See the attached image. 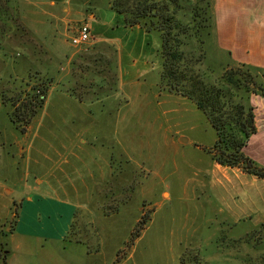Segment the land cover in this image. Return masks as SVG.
<instances>
[{"label":"rangeland","instance_id":"1","mask_svg":"<svg viewBox=\"0 0 264 264\" xmlns=\"http://www.w3.org/2000/svg\"><path fill=\"white\" fill-rule=\"evenodd\" d=\"M70 23L61 58L74 56L69 64L54 62L0 0V225L6 223L0 229L8 233L14 220L17 232L45 234L42 223H50L51 234L55 226L63 230L55 253L43 239L22 248L38 264L49 258L54 264H264V180L215 172L207 152L215 133L204 114L160 88L159 34L114 27L113 37L102 36L117 51L115 91L109 94L101 74L88 70L95 87H74L79 100L65 91L73 87L70 73H77L73 61L93 44L73 47L69 37L81 23ZM125 38L138 48H119ZM207 44L213 51V41ZM211 51L206 61L219 70L227 58ZM36 70L52 81L21 134L1 95L12 97ZM253 150L264 157L263 126L248 145ZM41 181V194L67 203L33 210L26 200Z\"/></svg>","mask_w":264,"mask_h":264},{"label":"trees","instance_id":"2","mask_svg":"<svg viewBox=\"0 0 264 264\" xmlns=\"http://www.w3.org/2000/svg\"><path fill=\"white\" fill-rule=\"evenodd\" d=\"M108 5L122 16L125 27H138L146 33L159 34L160 88L190 100L204 114L215 133V141L207 150L213 162L222 167L238 168L264 180V167L244 154L256 132L250 96L264 98V69L236 63L217 47L214 0H108ZM24 31L30 34L28 30ZM209 39L213 41V51H210L227 58V63L219 70L206 61L210 57L206 45ZM116 53L113 45L102 42L93 44L88 53L78 55L73 61L77 73H70L73 87L66 92L83 100V95L75 88L95 87L93 79L86 78L88 70H97L108 86L107 92H114ZM104 72L107 78L103 76ZM26 78V81H19L12 97L1 95L2 101L9 103L10 121L21 134L27 131L45 104L52 81L42 76L39 70L28 72ZM13 216L17 214L14 212ZM146 220L147 215H143L138 221L141 227L134 234L136 237H139ZM5 225L1 224L0 228ZM14 225V220L9 222L8 233L14 231ZM259 229L264 230V221ZM6 235L0 229V264L7 263Z\"/></svg>","mask_w":264,"mask_h":264},{"label":"crops","instance_id":"3","mask_svg":"<svg viewBox=\"0 0 264 264\" xmlns=\"http://www.w3.org/2000/svg\"><path fill=\"white\" fill-rule=\"evenodd\" d=\"M10 3L14 10V15H18L19 20L26 29L33 34L38 45L52 56L54 62H63L69 64L74 54H70L66 59L62 57L63 37L70 22H80L87 24L91 30L92 44L102 43V36L113 37L116 29L121 32L141 34L143 31L138 27H125L123 18L120 14L111 10L108 0H5ZM214 23H215V43L219 49L228 53L231 60L236 63H243L255 68L264 69V0H214ZM80 24V25H81ZM76 32V31H75ZM74 32V33H75ZM73 36V35H72ZM71 36V37H72ZM69 37V38H71ZM120 41L119 48L125 52L131 53L138 48L135 41L123 39ZM122 50V54L124 52ZM119 58L121 55L119 54ZM63 59V60H61ZM74 60V59H73ZM61 61V62H60ZM66 95L69 94L66 92ZM70 96V95H69ZM250 104L253 107L254 123L256 132L251 136L244 154L264 167L263 155L259 151H248V145L255 139L260 131V127L264 128V98L259 95L250 96ZM78 141V140H77ZM63 151L67 149L73 151V148H60ZM68 158H64L66 162ZM214 170L223 173L230 170L238 178L245 175L238 168H227L219 166L214 162ZM251 176V175H249ZM254 179L256 177L252 176ZM37 182V179H36ZM44 184L41 181L39 186L33 188V195L27 198V202L32 206L33 210L49 209L64 205L67 202L59 198H52L40 193L38 189ZM63 191L64 187H58ZM68 190L74 191L73 187H67ZM22 204L20 205V207ZM41 228H48L45 234H33L32 232L14 231L6 235V264H38L34 263L29 257L28 251L22 250L32 242L39 239L50 241L54 253L57 247L62 246L64 240L63 230L57 232L54 227V234L50 233L52 229L50 223H42ZM45 230V229H44ZM21 251V253H19ZM59 255V254H58ZM60 256V255H59ZM49 264H54L50 261Z\"/></svg>","mask_w":264,"mask_h":264},{"label":"built area","instance_id":"4","mask_svg":"<svg viewBox=\"0 0 264 264\" xmlns=\"http://www.w3.org/2000/svg\"><path fill=\"white\" fill-rule=\"evenodd\" d=\"M91 37V30L89 26L84 23L78 27L75 34L70 38V42L73 47H77L90 41Z\"/></svg>","mask_w":264,"mask_h":264}]
</instances>
